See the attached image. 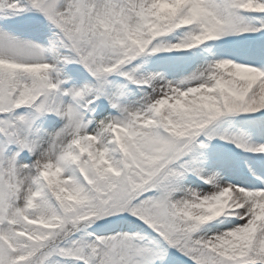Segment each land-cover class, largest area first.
I'll use <instances>...</instances> for the list:
<instances>
[{
    "label": "snow or ice",
    "instance_id": "obj_1",
    "mask_svg": "<svg viewBox=\"0 0 264 264\" xmlns=\"http://www.w3.org/2000/svg\"><path fill=\"white\" fill-rule=\"evenodd\" d=\"M0 264H264V0H0Z\"/></svg>",
    "mask_w": 264,
    "mask_h": 264
}]
</instances>
